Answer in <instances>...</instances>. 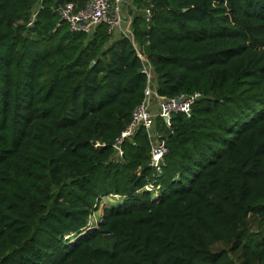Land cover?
Here are the masks:
<instances>
[{"label":"trees","instance_id":"obj_1","mask_svg":"<svg viewBox=\"0 0 264 264\" xmlns=\"http://www.w3.org/2000/svg\"><path fill=\"white\" fill-rule=\"evenodd\" d=\"M54 1L0 0V264H264V0H133L157 92L203 95L158 122L159 170L144 129L113 157L131 42L56 27Z\"/></svg>","mask_w":264,"mask_h":264},{"label":"built area","instance_id":"obj_2","mask_svg":"<svg viewBox=\"0 0 264 264\" xmlns=\"http://www.w3.org/2000/svg\"><path fill=\"white\" fill-rule=\"evenodd\" d=\"M150 6H144V13L147 28L150 25ZM36 7L31 15V20L27 24L31 27L38 11ZM125 8L130 10L129 17H125ZM58 14L56 27L61 23H66L68 30L72 33H83L91 35L96 28L103 25L109 41L117 38H126L131 42L136 56L141 63V72L145 76V87L143 97L131 111V117L125 127L115 136L112 147L113 157L122 155V145L125 141H132L134 136L144 129L150 145L149 165L159 170L160 163L167 151L165 137L159 131V121L162 120L168 127L170 118L175 113L190 114L192 106L197 100L202 98V93H179L174 97H164L157 92V76L147 54L146 44H140L133 33V14L138 11V7L133 0H85L83 6L77 8L75 3L66 2L64 9L55 8ZM98 146L99 142H93ZM153 187L152 185H150ZM147 186L146 188H149ZM111 196V195H110Z\"/></svg>","mask_w":264,"mask_h":264},{"label":"rangeland","instance_id":"obj_3","mask_svg":"<svg viewBox=\"0 0 264 264\" xmlns=\"http://www.w3.org/2000/svg\"><path fill=\"white\" fill-rule=\"evenodd\" d=\"M148 189H150V190H152L153 191V195L155 196L157 193H156V191H154V188L153 187H149ZM120 198H119V196H116V195H111V196H107V197H104V198H102L101 200H100V202H99V204H98V206H97V211L98 210H101V213H102V209H103V207L105 206H109V205H115V204H117V203H119L120 202ZM94 214V213H93ZM96 214L97 213H95L93 216H92V219H91V217H90V219H89V221H88V225L89 226H95L96 225V223H97V221H99V219H100V216H101V214L99 215V217H98V219H97V221L95 222V218H94V216H96Z\"/></svg>","mask_w":264,"mask_h":264},{"label":"water","instance_id":"obj_4","mask_svg":"<svg viewBox=\"0 0 264 264\" xmlns=\"http://www.w3.org/2000/svg\"><path fill=\"white\" fill-rule=\"evenodd\" d=\"M69 0H55L54 1V3H53V6L55 7V8H62V9H64L65 8V6H66V2H68ZM144 5L145 6H148V3H146V2H144ZM29 29H31L32 31L34 30V27H29ZM93 64H94V62H91L90 63V66H93ZM104 208H105V206L103 207V209H102V213H103V211H104ZM101 213V214H102Z\"/></svg>","mask_w":264,"mask_h":264},{"label":"crops","instance_id":"obj_5","mask_svg":"<svg viewBox=\"0 0 264 264\" xmlns=\"http://www.w3.org/2000/svg\"><path fill=\"white\" fill-rule=\"evenodd\" d=\"M127 10H128V9H126V8H125V10H124V11H125V13H124L125 17H129V14L131 13L130 10H129L128 13H127ZM133 15H135V13H134ZM133 17H134V16H133Z\"/></svg>","mask_w":264,"mask_h":264},{"label":"bare ground","instance_id":"obj_6","mask_svg":"<svg viewBox=\"0 0 264 264\" xmlns=\"http://www.w3.org/2000/svg\"><path fill=\"white\" fill-rule=\"evenodd\" d=\"M100 212H101V210H98V212H97L96 216H94V218H95L94 220H95V221H97V219H98V217H99V214H100ZM91 219H92V217H91Z\"/></svg>","mask_w":264,"mask_h":264}]
</instances>
